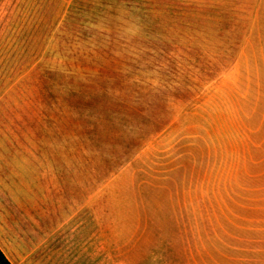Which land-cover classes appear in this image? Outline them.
Wrapping results in <instances>:
<instances>
[{
  "label": "rangeland",
  "instance_id": "374dc122",
  "mask_svg": "<svg viewBox=\"0 0 264 264\" xmlns=\"http://www.w3.org/2000/svg\"><path fill=\"white\" fill-rule=\"evenodd\" d=\"M0 213L264 264V0H0Z\"/></svg>",
  "mask_w": 264,
  "mask_h": 264
},
{
  "label": "crops",
  "instance_id": "0c3cea01",
  "mask_svg": "<svg viewBox=\"0 0 264 264\" xmlns=\"http://www.w3.org/2000/svg\"><path fill=\"white\" fill-rule=\"evenodd\" d=\"M101 230L21 229L0 213V248L11 264H128L107 250Z\"/></svg>",
  "mask_w": 264,
  "mask_h": 264
},
{
  "label": "trees",
  "instance_id": "16d2710c",
  "mask_svg": "<svg viewBox=\"0 0 264 264\" xmlns=\"http://www.w3.org/2000/svg\"><path fill=\"white\" fill-rule=\"evenodd\" d=\"M0 264H11L7 256L4 254V252L0 248Z\"/></svg>",
  "mask_w": 264,
  "mask_h": 264
}]
</instances>
